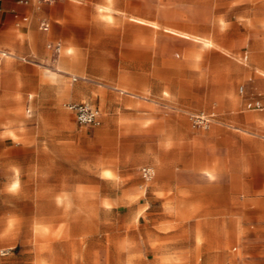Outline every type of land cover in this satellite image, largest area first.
Segmentation results:
<instances>
[{"label": "rangeland", "instance_id": "obj_1", "mask_svg": "<svg viewBox=\"0 0 264 264\" xmlns=\"http://www.w3.org/2000/svg\"><path fill=\"white\" fill-rule=\"evenodd\" d=\"M72 2L0 63V264H264V0Z\"/></svg>", "mask_w": 264, "mask_h": 264}, {"label": "crops", "instance_id": "obj_2", "mask_svg": "<svg viewBox=\"0 0 264 264\" xmlns=\"http://www.w3.org/2000/svg\"><path fill=\"white\" fill-rule=\"evenodd\" d=\"M55 1L65 4L73 3L72 0H0V63L3 62L7 67H11L10 65L17 62L33 63L36 59L46 55L45 45L48 46L49 43L56 42L61 44L58 39H48L59 35V24L54 23V26H50V22H54L57 16L52 4ZM42 23H46L47 28L44 29ZM205 41L210 43L208 39ZM72 80H75L74 77ZM256 84L257 87L261 86L259 81ZM238 90L245 97L244 109H264V96H261L260 91L254 89L248 91L244 83L239 85ZM97 107L100 109L99 106ZM258 149L256 160L264 162V145H260ZM239 168L243 169L244 167L237 166L234 160L230 165L224 164L220 167L222 170H229L226 175L229 176L231 184L237 183L235 180L238 179V174L235 170H239ZM246 168L251 169L249 166Z\"/></svg>", "mask_w": 264, "mask_h": 264}, {"label": "built area", "instance_id": "obj_3", "mask_svg": "<svg viewBox=\"0 0 264 264\" xmlns=\"http://www.w3.org/2000/svg\"><path fill=\"white\" fill-rule=\"evenodd\" d=\"M41 1H53V0H41ZM42 27L44 29L47 28V24L42 23ZM48 47L51 48L54 52H60L61 50V44L58 42L49 43ZM66 107L75 113L77 121L81 124L98 125L101 123V112L100 109L95 105H92L85 101H71L66 103ZM142 175L146 179L152 177L153 175L152 168L148 166H144L142 168Z\"/></svg>", "mask_w": 264, "mask_h": 264}, {"label": "bare ground", "instance_id": "obj_4", "mask_svg": "<svg viewBox=\"0 0 264 264\" xmlns=\"http://www.w3.org/2000/svg\"><path fill=\"white\" fill-rule=\"evenodd\" d=\"M167 26V25H166ZM167 28V30L169 31V30H171V32H177V33H180V34H184L185 35V32L184 31H182V30H178V29H176V28H173V27H170V26H167L166 27ZM164 30H166V29H164ZM209 43V42H208ZM65 62V61H64ZM67 62V61H66ZM16 182V181H15ZM14 184V183H13Z\"/></svg>", "mask_w": 264, "mask_h": 264}]
</instances>
